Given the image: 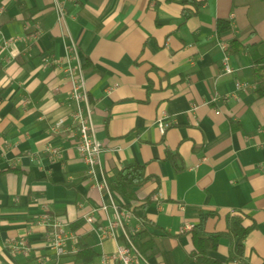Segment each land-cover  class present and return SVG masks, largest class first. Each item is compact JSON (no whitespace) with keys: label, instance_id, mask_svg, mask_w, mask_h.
I'll return each instance as SVG.
<instances>
[{"label":"crops","instance_id":"obj_1","mask_svg":"<svg viewBox=\"0 0 264 264\" xmlns=\"http://www.w3.org/2000/svg\"><path fill=\"white\" fill-rule=\"evenodd\" d=\"M196 1L203 3L0 0V264H75L78 240L96 253L90 264H102L125 234L144 228L153 241L149 264H200L190 258L192 236L182 228L210 211L206 232L225 233L235 210L247 215L244 225L254 223L243 240L246 264H264V96L253 70L254 51L264 55V2ZM220 21L229 29L219 32ZM233 40L239 49L232 52ZM71 41L102 142L98 177L109 186L132 162L156 177L137 187L133 200L113 194L128 212L116 239L96 230L115 209L94 188L76 148L72 82L64 72ZM162 113L173 121L164 134L157 127ZM48 146L61 156L46 152ZM168 152L180 156L182 170L165 160ZM44 207L77 239L58 261L45 243L46 227L37 223ZM143 213L153 225L143 224ZM88 215L95 224L86 222ZM76 222H83L77 232ZM20 239L29 255L13 252ZM208 255L226 264L228 239Z\"/></svg>","mask_w":264,"mask_h":264},{"label":"built area","instance_id":"obj_2","mask_svg":"<svg viewBox=\"0 0 264 264\" xmlns=\"http://www.w3.org/2000/svg\"><path fill=\"white\" fill-rule=\"evenodd\" d=\"M3 11V7H0V16ZM58 11L62 15L63 9L61 6L58 7ZM11 42L12 41H5L4 46L10 45ZM73 59L76 60V63L72 62ZM65 61L66 66L64 67V72L72 82L69 98L70 104L74 107L72 119L77 127L79 138L76 145L78 154L87 165L88 173L92 178L94 188L100 192L107 193L115 209V216L108 219L107 224L97 226L96 230L103 239H116L117 230L120 228L124 229V218L128 217V212L115 205L113 194L110 191L107 181L104 178L100 179L98 177V165L102 151V142L96 136L83 67L77 58V45L73 41L68 45ZM223 69L224 72L228 74L233 72L229 64L228 56L223 59ZM246 86L247 84H237L238 88ZM172 124L173 121L165 113H162L157 120V127L162 134H164ZM45 150L52 156H61L60 149L56 147L48 146ZM107 208L108 205L105 203L101 207L103 210H107ZM85 220L91 225L96 223L93 215L86 216ZM37 223L46 227L45 243L47 247L53 250L57 261L67 254L68 242L71 241L75 243L77 241L76 237L68 231V223L61 217L53 215L47 207H44ZM192 228L193 225L187 224L182 228V232H186ZM125 239V242L119 244L112 254H105L102 256V264H112L114 262H119L120 264H149L145 256L134 245L127 234H125ZM12 248L14 253L29 255L30 252V248L25 239H20Z\"/></svg>","mask_w":264,"mask_h":264},{"label":"trees","instance_id":"obj_3","mask_svg":"<svg viewBox=\"0 0 264 264\" xmlns=\"http://www.w3.org/2000/svg\"><path fill=\"white\" fill-rule=\"evenodd\" d=\"M183 4H192L197 7L202 5V1L196 0H180ZM264 2V0H262ZM188 17V13L184 11L183 21ZM230 24L224 21L218 23L217 29L219 32H223L229 29ZM237 40H233L231 43V51H237L236 48ZM253 64H254V76L257 85V93L259 96H264V55L259 53H253ZM165 160H169L174 166L176 171L183 169L182 160L177 153L168 152ZM156 179L154 176H148L146 174V168L144 164L129 163L124 168L120 169L112 178L109 179V188L112 194L117 195L125 200H133L135 196V189L144 185L146 182ZM146 203L143 205L145 209ZM124 208L130 210V203H124ZM215 215L214 212L202 211L200 213L199 221L190 230L192 236L194 250L190 254V258H194L200 264H221L220 260L212 259L208 253L215 251L219 245V241L222 237L228 239L229 242V256L225 260L226 264H233L239 262L246 264L245 260V247L243 240L254 228V223L246 226L244 220L247 215L242 210H235L229 213L226 217L227 231L225 233H208L206 232V222L210 217ZM141 220L146 226L148 224L153 225L145 216L142 214ZM83 222H76L71 225L73 231L79 230ZM148 235L147 229H143L137 233L131 234L130 239L134 245L140 250V252L146 257L150 246L153 244L152 239L146 240ZM78 251L75 254V264H90L93 262L96 253L86 243L78 240L77 242Z\"/></svg>","mask_w":264,"mask_h":264}]
</instances>
